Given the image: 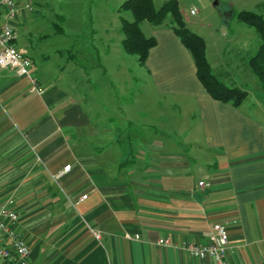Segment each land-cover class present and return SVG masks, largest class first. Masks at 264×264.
<instances>
[{"label":"crops","instance_id":"0c3cea01","mask_svg":"<svg viewBox=\"0 0 264 264\" xmlns=\"http://www.w3.org/2000/svg\"><path fill=\"white\" fill-rule=\"evenodd\" d=\"M252 1L250 10L263 16L264 0ZM32 11L21 8L13 22L15 44L41 91L0 67V203L14 199L15 229L31 264H215L182 246L206 243L216 223L227 228L228 264H264V96L245 87L241 76L249 73L240 69L249 70L257 37L237 48L248 51L245 63L209 62L225 84L247 91L234 106L207 93L172 29L153 26L156 44L140 67L163 106L158 112L170 100L188 117L183 128L181 121H149L145 110L114 118V105L89 107L88 94L75 93L63 77L84 76L77 55L56 50L67 58L54 71L24 36Z\"/></svg>","mask_w":264,"mask_h":264},{"label":"rangeland","instance_id":"374dc122","mask_svg":"<svg viewBox=\"0 0 264 264\" xmlns=\"http://www.w3.org/2000/svg\"><path fill=\"white\" fill-rule=\"evenodd\" d=\"M24 1L31 5L28 11L34 9L30 13L31 18L24 23L27 41L31 42L37 54L49 56L54 71L65 65L69 49L77 55V61L83 64L84 76L65 71L63 77L71 83L75 93L81 91L88 94L89 107L114 105V118L130 108L135 115L144 110L148 112L149 121L170 123L176 120L182 122V127L187 122L186 114L172 110L168 99L162 103L164 114L158 112L159 98L155 97L151 83L145 80L136 56L124 53L120 43L121 21L122 18L133 20L132 13L121 7L125 0ZM164 1L153 0V4L158 8ZM177 3L188 30L204 40L208 62L214 64L220 56L240 65L246 62L243 60L248 57V51L237 48L249 41L250 36L255 39L257 35L253 27L238 21L236 15L242 9L250 10L252 0H177ZM191 8L196 10L193 15L189 12ZM262 17L264 19V12ZM153 26L146 21L140 24L145 36H151ZM114 48L120 49L122 55L120 51L111 53ZM60 49L66 50L67 54L60 56L56 51ZM240 69L242 73H249V76H241L246 82L245 87L264 96V89L250 67L249 70L247 67ZM189 120L192 121L191 118ZM22 153L23 158L27 157L24 147Z\"/></svg>","mask_w":264,"mask_h":264},{"label":"trees","instance_id":"16d2710c","mask_svg":"<svg viewBox=\"0 0 264 264\" xmlns=\"http://www.w3.org/2000/svg\"><path fill=\"white\" fill-rule=\"evenodd\" d=\"M121 7L129 10L133 16L132 21L122 18L121 45L125 53L136 56L139 65L145 64L149 50L156 44L153 36L144 35L140 24L147 21L154 26L166 25L173 30L189 51L196 68L197 78L213 99L238 106L246 98L245 89L225 84L214 73L205 57L204 40L188 30L177 0H166L158 8L154 6L153 0H125ZM236 17L238 21L253 27L259 38L257 49L247 58V65L257 77L261 88L264 89V19L257 12L250 10H240Z\"/></svg>","mask_w":264,"mask_h":264},{"label":"built area","instance_id":"2783aa9c","mask_svg":"<svg viewBox=\"0 0 264 264\" xmlns=\"http://www.w3.org/2000/svg\"><path fill=\"white\" fill-rule=\"evenodd\" d=\"M21 8L31 9L29 3L22 6L16 0H0V67L11 68L18 76L29 78V91L40 92V86L35 76L31 74V60L18 50L15 40L17 33L13 22L19 15ZM190 14L196 13L194 8L189 10ZM70 169L67 164L57 175ZM200 186H207L208 183L199 181ZM86 195L81 196L85 198ZM18 221V214L14 208V199L8 197L0 203V262H10L12 264H31L30 247L23 237L17 233L15 226ZM96 239L100 238V233L91 230ZM129 238L130 236L127 235ZM137 238V236H136ZM159 244L168 245V240H159ZM185 249L191 256L200 259L210 258L215 264H228L226 254L228 251V232L224 223H216L212 227L209 239L206 243H185Z\"/></svg>","mask_w":264,"mask_h":264}]
</instances>
